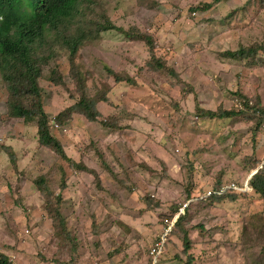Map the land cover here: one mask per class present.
I'll list each match as a JSON object with an SVG mask.
<instances>
[{
    "label": "rangeland",
    "instance_id": "1",
    "mask_svg": "<svg viewBox=\"0 0 264 264\" xmlns=\"http://www.w3.org/2000/svg\"><path fill=\"white\" fill-rule=\"evenodd\" d=\"M212 1L104 0L116 25L154 38L182 85L172 86L149 70L145 44L116 31L85 40L74 66L62 51L42 67L43 101L51 120L76 102L78 81L86 77L90 98H109L98 104L103 122L114 118L124 128L112 133L81 114L58 128L54 122L67 155L95 170L97 179L43 147L36 124L4 120L7 93L0 75V144L12 146L18 156L15 170L0 150V252L14 264H186L174 206L189 214L185 227L193 241V264H264V199L205 196L219 182L244 183L264 166V126L255 136L254 123L241 117L197 121L195 113L196 103L208 110L241 109L237 91L252 104L261 97L264 105V57L255 65L220 57L223 51L264 42V10L257 18L252 12L226 20L246 2L228 0L210 12L190 14V6ZM107 69L133 77L137 86L116 85ZM54 70L61 86L48 80ZM42 175L63 197L74 242L55 235L35 183Z\"/></svg>",
    "mask_w": 264,
    "mask_h": 264
},
{
    "label": "trees",
    "instance_id": "2",
    "mask_svg": "<svg viewBox=\"0 0 264 264\" xmlns=\"http://www.w3.org/2000/svg\"><path fill=\"white\" fill-rule=\"evenodd\" d=\"M227 1L201 2L198 5L190 6L189 11L190 14L196 16L197 13L210 12L219 4ZM263 10L264 0H246L243 6L231 10L226 20L241 13L242 16L252 15V12L255 15L253 17L257 18ZM113 31L124 35L130 41H141L145 44L149 57L146 66L149 70L166 77L172 86L184 83L180 73L169 64L167 56L157 51L154 38L148 32L141 31L138 28L125 29L116 25L109 16L104 0H0V75L6 85L7 93L4 120L20 119L23 120L25 125L36 124L37 141L43 147L50 149L74 170L93 174L96 179L98 174L95 170L67 155L61 140L55 135L54 125L63 126L71 116L81 114L90 122H102V125L108 127L112 133L122 131L124 128L118 125L114 118L103 122L98 104L100 102L108 103L109 101L106 99L109 98L105 94L90 98L87 94L86 77L78 81V99L76 102L59 112L51 120L43 101L42 67L51 64L62 51L68 53L70 64L74 66L75 59L81 48H83L85 40L96 41L101 38L102 34ZM262 56L264 57V42H255L248 46L242 45L236 50H227L220 53L221 58L246 62L249 65L259 64L262 61ZM53 74L48 80L56 86H61L62 77L58 74V70H54ZM107 75L109 78L114 79L116 85L127 83L133 87L137 86V82L133 77L123 76L112 69H107ZM189 90L193 92L191 86H189ZM235 94L241 104V109L234 107L235 110L227 111L219 106L217 110H208L196 103L197 121L199 118L206 121L241 117L248 123H254L252 131L256 136L264 126V105L261 103V97H257L256 104H252L250 98L244 93L237 91ZM178 106V103H176L175 107L178 108ZM56 128L58 127L56 126ZM0 150L6 153L11 166L17 170L18 156L15 149L12 146L0 144ZM258 164L259 162H256L255 167ZM61 179V191H65L68 185L67 175L64 171ZM35 183L39 192L45 198V209L53 221L55 235L58 237L66 235L65 239L67 241L74 242L69 232L68 218L63 215L64 201L61 193L56 195L52 192L46 177L43 175L37 177ZM230 183L244 184L219 182L214 190H219L220 187ZM249 184L251 187L250 193L227 190L223 195L210 198L234 201L236 196L252 194L250 197L258 196L264 199V166L252 176ZM189 189L187 201L191 200ZM178 212L177 207H172V217ZM172 217L169 219L171 220ZM188 219V212L180 215L175 222L174 229L180 235L183 246L182 254L183 257H186V264H193L194 257L190 253L193 248V241L190 237V230L185 227ZM71 247L72 261H74V252L78 246L74 244ZM261 252L264 255V247ZM177 258L182 260L179 256ZM0 264L14 263L8 255L0 252Z\"/></svg>",
    "mask_w": 264,
    "mask_h": 264
},
{
    "label": "built area",
    "instance_id": "3",
    "mask_svg": "<svg viewBox=\"0 0 264 264\" xmlns=\"http://www.w3.org/2000/svg\"><path fill=\"white\" fill-rule=\"evenodd\" d=\"M240 107H241V104L239 103ZM227 190H229L230 192H242V193H245V192H249L251 191V187H250V184L248 181H246L243 185H238L237 183H230V184H226L222 187H220V189L218 190H210L208 191L205 196L206 197H212V196H216V195H223ZM157 250L156 248H153L152 251H151V254L152 255H155L157 254Z\"/></svg>",
    "mask_w": 264,
    "mask_h": 264
},
{
    "label": "clouds",
    "instance_id": "4",
    "mask_svg": "<svg viewBox=\"0 0 264 264\" xmlns=\"http://www.w3.org/2000/svg\"><path fill=\"white\" fill-rule=\"evenodd\" d=\"M57 127H59L58 125H56ZM258 171V170H257ZM251 178H252V176H251ZM251 178L249 179V180H247L248 182L251 180ZM246 182V181H245ZM244 182V183H245ZM251 191H249V192H245V193H250ZM178 214V215H177ZM176 215H177V217L175 218V221H174V224H175V222L177 221V219L180 217V215H182V214H184V213H181L180 212V209H179V212L177 213Z\"/></svg>",
    "mask_w": 264,
    "mask_h": 264
},
{
    "label": "water",
    "instance_id": "5",
    "mask_svg": "<svg viewBox=\"0 0 264 264\" xmlns=\"http://www.w3.org/2000/svg\"><path fill=\"white\" fill-rule=\"evenodd\" d=\"M256 172H257V171H256ZM256 172H255V173H256ZM255 173H253L252 176H253ZM250 178H251V177H250Z\"/></svg>",
    "mask_w": 264,
    "mask_h": 264
},
{
    "label": "bare ground",
    "instance_id": "6",
    "mask_svg": "<svg viewBox=\"0 0 264 264\" xmlns=\"http://www.w3.org/2000/svg\"><path fill=\"white\" fill-rule=\"evenodd\" d=\"M256 171H254L253 173H255Z\"/></svg>",
    "mask_w": 264,
    "mask_h": 264
}]
</instances>
